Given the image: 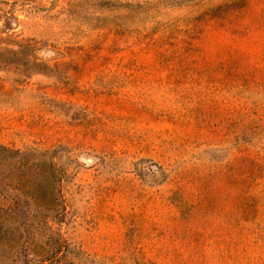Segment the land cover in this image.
Segmentation results:
<instances>
[{
    "label": "rangeland",
    "instance_id": "rangeland-1",
    "mask_svg": "<svg viewBox=\"0 0 264 264\" xmlns=\"http://www.w3.org/2000/svg\"><path fill=\"white\" fill-rule=\"evenodd\" d=\"M3 1L0 264H264V0Z\"/></svg>",
    "mask_w": 264,
    "mask_h": 264
},
{
    "label": "trees",
    "instance_id": "trees-1",
    "mask_svg": "<svg viewBox=\"0 0 264 264\" xmlns=\"http://www.w3.org/2000/svg\"><path fill=\"white\" fill-rule=\"evenodd\" d=\"M5 3L6 2L3 0H0V5H5ZM2 18L7 20L8 13L0 8V19ZM54 153L55 152L52 151L48 154L46 152L39 154L42 158L47 156L46 163L48 168L46 169V173L50 172V168L53 167ZM12 155H14V153ZM49 176H46V174L44 175L47 179L53 178V176ZM47 194L44 192L42 196L40 195L37 198V200L40 201V208L51 210L52 213L50 215L44 214L39 217L38 223V225L41 223V226L45 227L49 232L46 236L47 244L42 247L33 248L27 246L21 247L15 244L6 248V254L11 264H74L71 260L69 248L65 245L61 235V227L65 225L66 216L62 211V209H64L63 203L56 198L57 195H60V192L58 191L55 193L53 191V193ZM58 209L61 210L58 211Z\"/></svg>",
    "mask_w": 264,
    "mask_h": 264
}]
</instances>
